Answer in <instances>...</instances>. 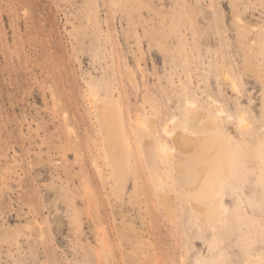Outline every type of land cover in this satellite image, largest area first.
I'll list each match as a JSON object with an SVG mask.
<instances>
[{
    "label": "rangeland",
    "instance_id": "obj_1",
    "mask_svg": "<svg viewBox=\"0 0 264 264\" xmlns=\"http://www.w3.org/2000/svg\"><path fill=\"white\" fill-rule=\"evenodd\" d=\"M0 264H264V0H0Z\"/></svg>",
    "mask_w": 264,
    "mask_h": 264
},
{
    "label": "bare ground",
    "instance_id": "obj_2",
    "mask_svg": "<svg viewBox=\"0 0 264 264\" xmlns=\"http://www.w3.org/2000/svg\"><path fill=\"white\" fill-rule=\"evenodd\" d=\"M236 87V86H235ZM92 96H93V94H92ZM96 96V95H95ZM93 98V97H92ZM191 103V102H190ZM189 103V104H190ZM188 104V105H189ZM186 108H187V106H186ZM189 110V109H188ZM190 111V110H189ZM220 113H222V110L221 111H219L218 112V114L217 115H219ZM189 114V113H188ZM189 116V115H188ZM187 116V117H188ZM118 117V116H117ZM194 117V116H193ZM119 119V118H118ZM185 119V118H184ZM195 119V118H194ZM218 119V118H217ZM229 119V118H228ZM239 119V118H238ZM116 120V119H115ZM216 121V120H215ZM99 122V121H98ZM117 122H118V120H117ZM121 122V121H120ZM99 124H100V122H99ZM239 124L240 125H242V124H244V120L241 118L240 120H239ZM102 125V124H101ZM113 125V124H112ZM100 126V125H99ZM214 127V126H213ZM217 127V126H216ZM101 128H103V127H101ZM189 129V128H188ZM212 129V128H211ZM104 130H106V129H104ZM103 130V131H104ZM190 130V129H189ZM188 131V130H187ZM219 131V130H218ZM190 132V131H189ZM103 133V132H102ZM105 133V132H104ZM114 133V132H113ZM184 133V132H183ZM106 135H104V137H105ZM195 136V135H194ZM225 137V136H224ZM198 143V142H197ZM163 146V145H162ZM105 147V146H104ZM198 147L196 146V149H197ZM105 149V148H104ZM161 149H162V151H164V153L165 154H168V153H170V152H168L167 153V149H169V148H165V147H161ZM171 150V149H170ZM107 151V150H106ZM166 151V152H165ZM109 152V151H108ZM114 152V151H113ZM117 153V152H116ZM116 153H115V155H116ZM164 155V154H163ZM195 155V154H194ZM120 156V155H119ZM117 158H118V156H116ZM164 157V156H163ZM165 157H167V156H165ZM168 158V157H167ZM166 158V159H167ZM108 159V158H107ZM187 159L189 160V162L192 164V165H194V163H195V160L193 159V158H190L189 157V155L187 156ZM120 160V159H119ZM117 161H118V159H117ZM121 161V160H120ZM226 161V160H225ZM225 161H224V163H225ZM119 162V161H118ZM201 163V162H200ZM179 164H181V163H179ZM204 164L205 165H208V163L207 162H204ZM111 167V166H110ZM112 168V167H111ZM207 167H205V169H206ZM190 169V168H189ZM222 169V168H221ZM112 170V169H111ZM178 170V169H177ZM176 170V171H177ZM193 170V169H192ZM211 170H212V173L213 174H215L216 172H217V170H216V168H214V167H212L211 168ZM113 172V171H112ZM197 175H196V177H194L195 179H193L192 181L195 183L196 182V186L195 187H198V194H199V196L198 197H193V196H190L189 198H190V200H192L193 202H195V207L198 209V211H200V213H201V217L203 218V219H207V221L209 220V221H212V220H214V217L216 216V215H218V216H220V214H216L215 216H213L211 213H208V212H206L204 209L206 208H204V209H202L203 207H204V205H202L203 207L201 208L200 207V204L201 203H198L196 200H194V199H196V198H202V201H205V200H203V199H206V201L208 202V200H212L213 198H211V196H210V192H209V189H211V187H214L215 185H214V182H212V178L214 177H210V176H204V174H203V170H201V169H197ZM123 174V173H122ZM155 174V173H154ZM159 174V173H158ZM162 175V174H161ZM195 175H193V176H195ZM186 176H187V174H186ZM154 177H156L155 179L158 181V179H157V177H158V175H157V172H156V176H154ZM160 177V176H159ZM160 179H163L162 177L160 178ZM159 179V180H160ZM155 180V181H156ZM192 181H189V178H186V181H185V183L186 184H191L190 182H192ZM220 181V180H219ZM162 182V181H161ZM192 182V183H193ZM160 185L162 186V183H160ZM159 189V188H158ZM191 190H192V188H191ZM187 198V197H186ZM188 199V198H187ZM164 200V199H163ZM199 200V199H198ZM200 201V200H199ZM209 202H211V201H209ZM215 206V205H214ZM213 206V207H214ZM217 207H219V206H217ZM214 210H215V208H214ZM220 210V209H219ZM197 211V212H198ZM211 211H213V210H211ZM196 212V211H195ZM212 213H214V211L212 212ZM199 216H200V214H199ZM218 216H216V217H218ZM215 222H216V220H214ZM206 222V221H205ZM210 223H213V222H210ZM211 225V224H210Z\"/></svg>",
    "mask_w": 264,
    "mask_h": 264
}]
</instances>
